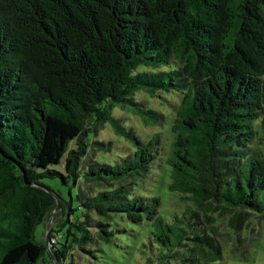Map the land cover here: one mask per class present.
<instances>
[{"label": "trees", "instance_id": "1", "mask_svg": "<svg viewBox=\"0 0 264 264\" xmlns=\"http://www.w3.org/2000/svg\"><path fill=\"white\" fill-rule=\"evenodd\" d=\"M138 91L181 94L166 187L184 206L169 218L141 186L161 132L141 137L113 112L163 124ZM106 124L128 150L100 159L114 139H91ZM255 139L264 0H0V264H223L214 214L235 233L264 214ZM44 178L69 191L55 212ZM51 214L47 249L35 230Z\"/></svg>", "mask_w": 264, "mask_h": 264}, {"label": "rangeland", "instance_id": "2", "mask_svg": "<svg viewBox=\"0 0 264 264\" xmlns=\"http://www.w3.org/2000/svg\"><path fill=\"white\" fill-rule=\"evenodd\" d=\"M180 96L181 94L178 92L162 93V96L157 93L155 97H150L143 91L136 92L135 97L145 106L163 112L165 120L161 125L144 124L138 115L133 114L128 109L119 107L113 109L114 114L119 116L127 126L134 129L141 137L149 139L154 133L158 131L161 132V142L154 160L152 172L144 179L141 186L142 191L160 197L159 212L166 215V218H169L174 211H180L184 206L179 195L177 193H171L166 187L169 181L166 160L173 140V134L170 131V121H172L174 117ZM96 139H103L105 141L114 139L112 149L109 152L105 151L104 148L95 152L96 157L100 159H111L115 157V153L118 151L128 150L126 142L122 138L116 137L113 129L108 124L99 129L98 132L92 136L91 140L94 141ZM253 146L261 147V150L264 152V142L255 139L253 141ZM63 165L64 161L56 167L64 172ZM42 183L44 186L55 191L59 189L66 199L69 198L68 188L60 183L59 179L44 178ZM72 190L73 196L75 197L77 190L75 188ZM77 204V200L74 199L73 205L76 206ZM80 213L81 210L78 208L75 214L79 215ZM214 216L219 219L217 221V230L219 232V239L223 245V264H264V214L260 218L258 216H252L250 224L237 233L233 232L228 226L226 216L219 217L217 213L214 214ZM48 222H55L53 215L51 217L49 216L45 225H39L35 230L37 238L41 237L44 242L46 240ZM58 239H60V235H58ZM73 256L75 257L77 254L73 253ZM77 257L75 262H77V264H82L77 260ZM115 263L116 262L109 263V260L103 262V264ZM65 264L67 263L65 262ZM85 264H88V262Z\"/></svg>", "mask_w": 264, "mask_h": 264}, {"label": "water", "instance_id": "3", "mask_svg": "<svg viewBox=\"0 0 264 264\" xmlns=\"http://www.w3.org/2000/svg\"><path fill=\"white\" fill-rule=\"evenodd\" d=\"M43 189H45L47 192L51 193L55 199H56V207L54 208L53 212L57 211L59 208H60V202H59V195L56 191L44 186V185H40ZM52 216V214L50 215V217ZM51 229V223L48 222L47 223V232H46V240H45V246L47 249H49V237H48V232L50 231Z\"/></svg>", "mask_w": 264, "mask_h": 264}, {"label": "built area", "instance_id": "4", "mask_svg": "<svg viewBox=\"0 0 264 264\" xmlns=\"http://www.w3.org/2000/svg\"><path fill=\"white\" fill-rule=\"evenodd\" d=\"M54 241H55V238L54 237H52L51 239H50V243H54Z\"/></svg>", "mask_w": 264, "mask_h": 264}]
</instances>
